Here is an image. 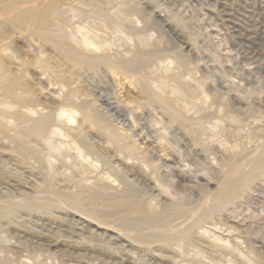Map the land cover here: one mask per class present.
Masks as SVG:
<instances>
[{
	"label": "bare ground",
	"instance_id": "bare-ground-1",
	"mask_svg": "<svg viewBox=\"0 0 264 264\" xmlns=\"http://www.w3.org/2000/svg\"><path fill=\"white\" fill-rule=\"evenodd\" d=\"M40 1L16 4L7 0L3 15L9 18L13 13L10 16L6 13L17 5L16 11L33 15L44 4L47 14L37 28L35 25L32 28L28 20L27 32L35 29V37L56 45L62 58L76 67L85 65L91 70L104 67L114 78L118 74V79L136 78L135 84L149 103L160 102L173 121L193 127L196 141L207 148L204 151L208 153L211 168L192 159L184 141L172 142L169 130L155 119L151 121L153 128L150 127L158 140L166 144L163 148L168 149L157 156L151 147L144 150L135 147L134 137L118 129L104 110L78 101L80 90L71 86L74 83L63 72L64 76H58L49 60L42 67L45 79L35 76V80L42 91L46 90L48 98L57 103L42 104L22 73L10 69L0 58V264H82V261L84 264H264V257L254 242L256 239L264 247V113L259 110L264 109V103L261 97L253 98L256 104L247 106L251 114L258 113V116H254L252 124L247 121L242 127L251 126L247 129L253 133V146L247 150L240 147L238 141L242 137L235 141L239 146L231 145L232 140L227 142L224 134L233 137L238 128L243 134L247 132L246 128L241 129L242 120L238 116L243 113L244 104L239 103L238 96H230L240 104L234 107L229 97L225 98L229 91L222 95L219 87L211 88L204 78H196L195 75L206 69L199 68L200 61L192 62L196 65L191 71L186 69L190 58L183 54V49L189 44L173 51V17L162 14L164 10L157 13L158 7L151 9L135 0H115V6L110 0ZM18 19L22 20V16ZM103 19L112 27V40L93 28L97 20ZM34 20L33 24L37 22ZM20 24L24 26V21ZM7 27L0 28V35ZM174 33L179 36V32ZM251 36L247 38L250 46L243 51L246 63L241 67L242 71L247 70L245 66L252 67L247 72H252L262 57L254 45L264 50V26ZM120 43L126 45L124 50ZM128 45L132 47L129 49ZM62 89L66 92H61ZM129 92L125 86V99L138 111L137 117L152 119L148 102L144 104ZM102 102L116 119L132 115L127 116L123 103H118L116 98H104ZM224 120L235 124L232 125L235 131ZM246 139L249 141V137ZM104 144L114 148L117 155L109 156ZM237 154L242 155L241 159H234ZM128 162L136 166L134 174L151 185L150 191L133 194L127 187L126 176L120 173L119 167ZM223 167L231 170L217 185L215 176ZM77 176L80 182L73 181ZM65 182L74 183L73 188L66 187ZM83 187L89 192L88 205L92 208L82 207L85 198L80 196L83 191L79 189L85 191ZM151 190L169 204L158 203ZM55 208H60L66 217L52 215ZM73 215L78 218L69 220L68 216ZM110 218L115 221L112 226L108 222ZM106 232L113 235L107 239ZM71 250L83 251L80 254L83 260L80 255L71 256L74 253Z\"/></svg>",
	"mask_w": 264,
	"mask_h": 264
},
{
	"label": "rangeland",
	"instance_id": "rangeland-1",
	"mask_svg": "<svg viewBox=\"0 0 264 264\" xmlns=\"http://www.w3.org/2000/svg\"><path fill=\"white\" fill-rule=\"evenodd\" d=\"M6 1L7 0H4V2L3 1L0 2V3H2V4H0V21H1L0 22V28L4 29L5 27L8 26L5 29V31L3 30L4 33H2L0 35V39H1V41H0V46H1L0 47V55H1V57L0 58L5 63L7 62V64L9 65V68H10V66L12 67L10 69H12L13 71H15L17 73L19 72L18 74L22 73V76H23L26 84L29 85L31 90H33V93L36 92L35 93L36 99L39 102H41V100H42L41 103L47 104V105H51L52 102H53L52 104L57 103V101H54V99L48 98V96H47L48 93L46 92V90L44 89L42 91V89H41L42 86L41 87L38 86V84L36 83L37 81L35 80V76L36 77L41 76V78L44 77L43 76L44 75V71H43L44 69L42 67H43V64L45 66L47 61L49 60L48 61L49 64L55 68L56 72L58 73V76H60L59 74H61V76H64V74H65V76L67 78L70 77L71 78L70 81H72L74 83L71 86L73 88H75V86H76V88L78 90H80L79 95L81 97L78 101H86V102L92 104L94 106V108L96 107L97 109H100L102 111L104 110L103 112H106L105 113L106 116L109 118L111 117L112 121L114 120L113 124L114 125L117 124L116 127L118 129H120L124 134H126L128 136L131 135L132 137H134L133 140H134L135 147L139 148L140 150H144L146 147H149V148L151 147L157 153V156L161 153L160 151H163V149H168V148H163L166 146V144L161 143V141L158 140L157 133L155 134L154 129H152L153 126L151 125V121L155 119V121L161 122L162 125L164 124L165 127L169 130L170 138H171L172 142H173V140H175L176 142H180V143H183V141H184L183 144H185L187 151H188V149L190 150L188 152H189L191 158L195 159L198 163H201L203 165L206 164L207 166L206 165H204V166L211 168L210 160L208 158V153L204 151L207 148L204 147L205 145L202 146L201 144H199V142L196 141L197 137H196L195 131L192 129L193 127L191 125H190L191 127H189V126L187 127L185 124L182 125V123H178V122L173 121V116H171V114L169 112L163 110L164 107L160 102L159 103L161 105H159V103L155 102V101H153V102L151 101L150 102L151 104H150L148 102V100H146L145 96L140 92L138 85L135 84L134 80L136 78L131 77V78H127L124 80L121 77V78H119L120 79L119 80L118 79L119 74L117 75L116 78H114L112 76V74L110 75V73H109L110 71L105 70L104 67H103L104 69L102 67L101 68L97 67L94 70H91L90 68H89L90 69L89 70L88 67L85 65H81V66L78 65L76 67L75 65H73L72 63L67 61L65 59V57L62 58L61 54L59 53V50H57V48H56V45H53V43H51V45H50L49 42H47L46 40H44V42H43V39H38L39 37H37V36L35 37L34 36L35 34L33 33L35 29H32V31L27 32V30H28L27 28L29 25L32 26V28H35V26L37 28L39 26V21L41 20L43 15L45 16V14H47L45 12V9L43 6L44 4L43 5L41 4V6H40V7H42V10L39 7L37 12L33 13L35 18L32 14L27 13V16H25L26 14L23 15V14H21L20 11H16L17 9H19L18 8L19 5L16 6L17 8L15 7V9H13L9 12L5 11V12H7L6 15H9V16L13 13V15H11L8 18L7 16L6 17L4 16L5 15L4 10L7 6V3L10 2V0H8V2H6ZM13 1L16 4L18 3V1L19 2L23 1L22 3L26 2V0H13ZM29 1H33V0H29ZM137 1H139L140 4H142V5L143 4L149 5V7L151 9H156V7H158L157 8L158 11L156 10L157 13L159 11L162 12L164 10L162 12V14H166V15H169L170 17H173L172 18L173 19L172 20L173 21V30H174L173 31V48H174L173 51L175 49H178L179 46L180 47L181 46L186 47L185 44H187V45L189 44V46L186 49H183V54L187 55L188 58H190L188 64H190V63L192 64V62L196 63L197 61H200L199 63L197 62V64L199 65V68L202 70H204L206 68L205 71H202V72L198 73L197 75H195L196 78H198V77L204 78L205 82L207 81L206 84L208 86H211V88H217L218 89V87H219L220 91L222 92L221 93L222 95L223 94L225 95L224 92H226V90L229 91L225 98L229 97L228 100L230 99V102L235 104L234 107H238V106L240 107V104H244L241 106L242 107L241 110L243 111V113H244V110L247 111V112L245 111V114L242 113L241 115H238L240 117L239 120H242L241 121L242 124L239 123V125L241 124L240 125L241 129H243L242 128L243 124L247 123V121L252 124V121L255 120L254 116L255 115L258 116V113L253 112V114H251L252 112L247 110V108H249L247 106H249V104L253 105V103H255V99H253V98H257V97H259V98L261 97L262 103H264L263 102L264 101V55H263L264 50L260 51L261 48L254 45L255 50H257L259 52V54L262 55V57L259 58L258 63L255 64V68L252 72L251 71L247 72L248 69L252 70V67L250 69L249 66H248L249 68L247 66H245L246 68H244V69H247L246 71H244V70L242 71L241 67H244V64L246 63V60H244V58H243V56H244L243 51L247 50V48H245V47H247L249 45L248 44L249 40H247V38L252 37L251 36L252 33H258L262 29V27L264 26V12H263L264 11V0H135V2H137ZM27 2H28V0H27ZM39 2H41V1L39 0ZM110 3L113 6L116 5L115 0H110ZM53 4H56V2ZM17 15H18V18H21V16H22V20L16 18L15 16H17ZM12 16L15 18V20H14V18H12ZM10 18H12V19H10ZM198 18H200V19H198ZM28 20H29L28 23H30L29 25L27 23ZM33 20L37 21V22H34L35 24H33V22H32ZM103 20H99V21L97 20L95 22L93 28L94 29L96 28L97 32L99 34H102V35L104 34L103 36H106L105 38L111 39L112 38V35H111L112 34V30H111L112 27L109 24V21H107V20L103 21ZM241 20L243 23L241 22ZM251 20H253V21H251ZM15 21L20 26L16 25ZM23 21H24V26H23V24H20V22L23 23ZM102 21L104 22V24H102L103 23ZM105 21H107V22L105 23ZM97 22H99V23L97 24ZM183 22H185V23H183ZM8 24H11L12 26L8 25ZM25 26H26V28H25L26 31L24 30ZM140 26H141V24H138V27H140ZM102 28H104L105 31L101 30ZM9 29H11V31ZM14 29H15V31H14ZM179 29L180 30L182 29V30L180 31ZM166 30L167 29H165V31ZM7 31L9 32V34H12V36H10L8 33H6ZM21 31L25 32V34ZM175 31H177V33L179 32L178 37H177L176 33H174ZM29 32H30V35H29ZM167 32H168L167 35H170L168 30H167ZM18 33L22 34V36ZM155 33H157V31ZM2 35H4L5 37H3ZM163 35L165 38L167 37L166 34H163ZM238 35H240V36H238ZM248 35H250V36H248ZM156 36H157V34H155V36H153V38H155ZM123 44L120 43V46ZM44 46H46V47H44ZM123 46L124 47L121 46L120 48L123 49V48H125L126 45H123ZM130 46L132 47V45H128V48ZM262 48H263V46H262ZM129 52H131V50ZM130 55L131 54H129L128 56H130ZM193 60L194 61L196 60V61L194 62ZM3 61H2V63H4ZM188 64L186 66L187 67L186 69H189L190 71H191L192 67L196 65V64L195 65L192 64L188 67ZM25 66L27 67V69ZM22 70H24V71H22ZM78 70H80V71H78ZM66 74H69V75L67 76ZM119 77H120V75H119ZM147 77L151 80L154 79L153 76H151V77L147 76ZM44 79H45V77H44ZM48 79H49V77H48ZM117 79H118V81H120L119 83L116 82ZM121 84L123 85V89L120 86ZM257 85H259V86H257ZM125 86L127 88L129 87V90L131 91L129 93H131V96L142 101L144 104H146L148 102L147 104H148V107L150 108L149 109L150 111L148 113L153 115L152 119L148 118L147 119L148 121H146V119H141V118L137 117L138 111L135 112L132 105L127 102V99H125L126 98V95L124 93V87ZM220 86L222 87V89L220 88ZM55 87H53V88H55ZM102 87H103V89H102ZM83 90H84V92H83ZM95 90H97V91L99 90L102 93L100 92L99 95H97L98 93ZM61 92L65 93L66 89L65 90L62 89ZM106 92H107V96H106ZM108 93H109V95H108ZM111 95H112V97H111ZM250 95H251V97H250ZM99 96H101V97H99ZM230 96H232V98H233V96H234V98L235 97L237 98V96H238L239 103L240 102L241 103L238 104V100H235V99L232 100ZM104 98L108 99V100L111 98H116L118 103H123L122 105H123L124 109L126 108L125 110L127 111V113H126V114H128L127 116H129L130 113L132 114L129 116L130 119L128 117L127 118L125 117L124 118L125 121H124V119L120 118V120H119V119H116L115 116H112L113 113L110 111L108 112V108H105L106 106L104 104H102L103 103L102 100H104ZM241 99L243 101H241ZM111 101H113V99ZM245 102L248 105L245 104ZM161 106L163 108H161ZM243 106H244V108H243ZM259 106H262V104H260ZM259 108H261V107H259ZM259 110L264 113V111H263L264 109L261 108ZM132 111H134V112H132ZM135 113H137V114H135ZM171 118H172V120H171ZM212 120H209V122H212ZM137 121L138 122L140 121V122L138 123ZM243 121H244V123H243ZM224 123H225V120H224ZM229 123L230 122H226L225 125H228L231 127H232V125L233 126L235 125L233 123L232 124L231 123L229 124ZM133 124H135V125H133ZM207 127H208V125H207ZM231 127H227L228 130L231 131L233 128V130L235 131L234 127H232V128ZM248 127L251 128V126H248ZM248 127L245 126L246 129L244 128L245 131L248 132L247 133L244 131L246 133V136H245V133L243 134L242 133L243 131L242 130L239 131L240 128H238L236 130L237 134L233 135V137L229 136V135L225 136V134H224V137L225 138L227 137L228 140H226L223 136L222 137L227 142L229 141V139L232 140V142L231 141L229 142L231 145L236 143L240 139V137H242L241 138L242 141L240 139L238 141L240 144L239 143L238 144L240 145V147H243L244 149L245 148L250 149L249 146H251V147L253 146L252 142H254L255 139L253 137V133L249 129H247ZM188 128H190L192 131H190V129H188ZM147 129H149V130H147ZM180 133H182V134H180ZM187 133H189V134L187 135ZM248 134H251V135H248ZM236 135H237V137H236ZM92 137L95 140H98L97 136L93 135ZM248 137H249V141H248V139H246ZM244 139H246L247 141H245ZM100 143L103 144V142H101V141H100ZM238 144H237V146H239ZM241 144H242V146H241ZM104 146H106L104 150H106V148L108 147L107 150L109 149L108 150V152L110 154V155L108 154L109 156L117 155L116 154L117 152L114 150V148L111 149V146H107L106 144H104ZM228 147L230 148V145ZM247 149H245V150H247ZM124 151H126V150H124ZM244 152L248 153L249 151H247V152L244 151ZM245 153H243V155ZM204 154H205V157L203 156ZM161 155L163 156L164 152ZM241 157H242V155H241ZM241 157L239 154H237V157H235L234 159H236V160L238 158L241 159ZM234 159H233V162H234ZM130 162L134 163V162H136V160L135 161L130 160ZM130 162H128L126 165H121L119 167V169L121 170L120 173H122V175L124 173V176H126V185L132 191L133 194H137V193H144L145 194L146 192H148V190H149L148 188L151 187V185L149 183H147V184L143 183L144 181L140 179V176L137 173H135L136 175L134 174V172H136L137 168H136V166L132 165V163H130ZM117 164H120V163H117ZM225 169L227 170V172L225 171ZM228 170L230 171L231 169L224 168V169L219 170V173H217V175H220V176H217V175L215 176L216 180H218V181H216L215 184H217V183L220 184V182H222L221 179L223 178V176H225L226 174L229 173ZM130 172H132L133 174ZM220 172H222V173L225 172V173L222 175V173L220 174ZM77 177L75 178V180H73L74 182L75 181H77V182L81 181L79 179V177H78V179H77ZM219 180H220V182H219ZM63 184H65L66 187L70 186L69 188H71V189L74 186L73 185L74 183H66L65 182ZM115 186H116V184H115ZM83 188H85V191H84V189L83 190L79 189V190L83 191L82 193L77 189H74V190L79 191L81 193L80 196L81 197L83 196V198H85V201L82 202V207L84 209L85 208H88V209L92 208L91 206H89L90 201L87 198L89 192L87 191L86 187H83ZM213 189H215V187ZM151 193L153 195V198L155 200H157V202L159 201L158 203L162 202V203L166 204L167 201L164 200V198L158 196L157 192L151 190ZM86 199H88V201ZM85 202H86V204H83ZM167 204H169V202H167ZM86 205H88V206H86ZM52 213H53L52 215L57 216V217H63V218L66 217L65 216L66 214L60 208H58V209L55 208ZM77 218L78 217L74 216V215H73V217L68 216L69 220L70 219L75 220ZM111 220H112V218H110V220L108 219V222L112 226L113 225L112 223H115V221L113 220V222H112ZM93 223H96V222H93ZM109 223H108V225H109ZM29 226H31V225H29ZM111 235H113L111 232H109V234H108V232H106L107 239H109L110 238L109 236H111ZM249 241H251V240L249 239ZM254 242L256 243V247H258V250L262 253V256L264 257V247H262L259 243H257L256 239H254ZM147 249H149L148 246H147ZM154 249H156V248H154ZM71 251H73L75 253L74 254L72 252L73 255H71V256L83 254V251L82 252H80L79 250L78 251L77 250H71ZM68 254H69V252H68ZM79 257H80V259L82 258L81 260H83L82 255H80ZM82 264H84L83 261H82Z\"/></svg>",
	"mask_w": 264,
	"mask_h": 264
}]
</instances>
